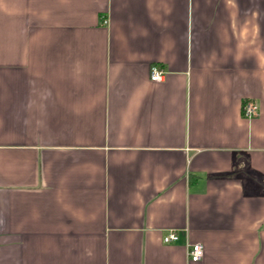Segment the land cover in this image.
<instances>
[{"label":"crops","instance_id":"crops-1","mask_svg":"<svg viewBox=\"0 0 264 264\" xmlns=\"http://www.w3.org/2000/svg\"><path fill=\"white\" fill-rule=\"evenodd\" d=\"M0 264H264V0H0Z\"/></svg>","mask_w":264,"mask_h":264},{"label":"built area","instance_id":"built-area-1","mask_svg":"<svg viewBox=\"0 0 264 264\" xmlns=\"http://www.w3.org/2000/svg\"><path fill=\"white\" fill-rule=\"evenodd\" d=\"M166 72L158 66L151 68L150 78L152 81L160 82L164 80ZM258 114V107L253 101H246L243 106V115L246 118H252ZM179 240L176 231H170L163 237L164 243H174ZM188 257L191 262H200L205 255L204 248L201 244L188 245Z\"/></svg>","mask_w":264,"mask_h":264}]
</instances>
